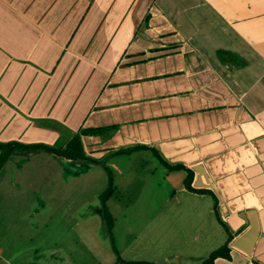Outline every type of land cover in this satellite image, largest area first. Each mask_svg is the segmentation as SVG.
<instances>
[{
  "label": "crops",
  "instance_id": "obj_1",
  "mask_svg": "<svg viewBox=\"0 0 264 264\" xmlns=\"http://www.w3.org/2000/svg\"><path fill=\"white\" fill-rule=\"evenodd\" d=\"M83 129L96 131L81 134L88 157L137 145L162 157V203H176L163 218L200 239L193 264L223 245L213 264H264V0H0V142L63 148ZM48 159L76 163L14 150L0 185L43 197L27 189L46 188ZM196 164L215 197L187 189L190 171L202 188ZM252 216L245 253L232 242ZM52 243L0 241V264L69 263Z\"/></svg>",
  "mask_w": 264,
  "mask_h": 264
},
{
  "label": "rangeland",
  "instance_id": "obj_2",
  "mask_svg": "<svg viewBox=\"0 0 264 264\" xmlns=\"http://www.w3.org/2000/svg\"><path fill=\"white\" fill-rule=\"evenodd\" d=\"M51 160L46 184L42 181L46 188L27 189L45 192L43 197L23 192L26 197L18 198L15 186L0 185V241L30 237L45 242L41 250L49 253L59 240L67 264H193L184 254L200 239L194 240L173 218H163L176 203H162L169 188L162 180L164 167L152 152L113 153L75 164L52 165ZM109 189L110 197L103 200ZM103 208L112 215V234L105 225H96L102 222ZM173 251L182 256H172Z\"/></svg>",
  "mask_w": 264,
  "mask_h": 264
},
{
  "label": "trees",
  "instance_id": "obj_3",
  "mask_svg": "<svg viewBox=\"0 0 264 264\" xmlns=\"http://www.w3.org/2000/svg\"><path fill=\"white\" fill-rule=\"evenodd\" d=\"M89 131H92L91 133L96 132L95 130L83 129V130H81V133L73 134L72 137L67 141L66 145L63 148H56L52 145L45 144V143L23 144V143L15 142V141L0 142V169L3 166L5 160L8 158L9 154L14 150L23 151V152H33V151L42 150V151H45L47 153H52L54 155H57L59 157H65V158L72 159L74 161H76V160H82V161L92 160L93 158L88 157L86 155L84 148H83V143L81 140V134H87V132H89ZM146 148H147V146H145V145H137V146H133V147L119 149L116 151V153H129V152L136 150V149H146ZM152 152L158 159H160L162 162H164L162 157L155 150H152ZM179 167L180 166L177 165V166H174L173 168L177 169ZM108 171H110V169ZM191 181H192V171H190L189 176L185 179V185H186L187 189H189V190H196L197 189L199 191H206V192L211 193L213 195V197H215L210 189L193 188L191 186ZM111 193H112L111 189L107 190L106 193L103 195V200H106L111 195ZM106 220L109 224L112 222L111 216L109 214L106 215ZM218 256H222L225 258L230 257L229 248L227 247V245H223V246L219 247L218 249L214 250L213 252H211L209 254L208 258L206 260H204L201 264H213V260Z\"/></svg>",
  "mask_w": 264,
  "mask_h": 264
},
{
  "label": "water",
  "instance_id": "obj_4",
  "mask_svg": "<svg viewBox=\"0 0 264 264\" xmlns=\"http://www.w3.org/2000/svg\"><path fill=\"white\" fill-rule=\"evenodd\" d=\"M69 159V158H66ZM76 163H84L82 160H72ZM194 171L196 172L194 185L196 187H202V188H213L212 184L210 183L205 171L203 170V167L200 164H196L193 166ZM257 232V222L255 217L250 218V227L243 232L242 234L238 235L237 238H235L232 242V246L236 247L240 250H242L245 253L250 252L251 244L256 236Z\"/></svg>",
  "mask_w": 264,
  "mask_h": 264
},
{
  "label": "flooded vegetation",
  "instance_id": "obj_5",
  "mask_svg": "<svg viewBox=\"0 0 264 264\" xmlns=\"http://www.w3.org/2000/svg\"><path fill=\"white\" fill-rule=\"evenodd\" d=\"M101 217H102L103 219H104V218L106 219V214H104V212H101ZM105 219H104V220H105Z\"/></svg>",
  "mask_w": 264,
  "mask_h": 264
}]
</instances>
